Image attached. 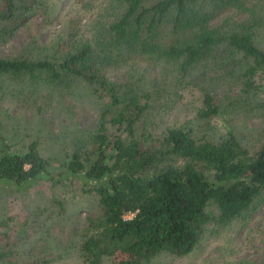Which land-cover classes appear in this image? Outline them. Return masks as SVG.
Listing matches in <instances>:
<instances>
[{"label":"trees","instance_id":"obj_1","mask_svg":"<svg viewBox=\"0 0 264 264\" xmlns=\"http://www.w3.org/2000/svg\"><path fill=\"white\" fill-rule=\"evenodd\" d=\"M24 1L0 0V40L11 34L7 27L18 13L28 9ZM251 1L109 0L92 22L90 39L71 35L74 41L65 49L49 47L38 58L0 56V99L6 95L3 83L10 80L29 89L25 98L31 103L42 87L50 92L48 100L79 96L75 90L85 87L103 102L97 131L74 141L63 166L65 175L82 180L85 193L98 198L79 247L82 264H150L162 255L184 257L210 224L229 225L264 205V145L253 153L231 130L219 140L200 138L187 126L166 127L158 135L141 126L154 107L158 81L153 82L158 90L148 92L146 72L138 76L133 66L129 84L107 76L108 67L126 65L129 58L159 60L171 66L163 78L173 86L193 79L211 61L234 64L231 72L247 97L264 95V49L256 41L264 30L258 15L264 0L249 6ZM224 6L248 17H228L213 27L216 7ZM254 103L264 106V97ZM203 104L200 116L218 117L221 110L210 93ZM1 138V187L25 192L48 179L51 164L39 141L13 151Z\"/></svg>","mask_w":264,"mask_h":264},{"label":"rangeland","instance_id":"obj_2","mask_svg":"<svg viewBox=\"0 0 264 264\" xmlns=\"http://www.w3.org/2000/svg\"><path fill=\"white\" fill-rule=\"evenodd\" d=\"M24 2L28 9L18 13L7 27L11 34L0 40L1 57L38 58L49 47L62 50L74 40L90 39L92 22L109 4V0ZM210 8L214 10L213 4ZM215 11L213 27L228 17H248L235 13L232 6L216 7ZM258 15L264 19V3ZM256 41L264 49V30ZM132 66L138 76L146 72L148 92L158 90L153 84L158 81L154 107L146 113L142 127L148 125L159 135L166 127L187 126L200 138L216 140L226 137L231 130L253 153L264 145V106L254 103L264 95L247 97L237 74L231 72L234 64L210 61L198 68L193 79H183L182 84L177 82L173 86H167L163 78L171 66L159 60L144 63L129 58L126 65L108 67L107 76L120 84H129ZM3 84L6 95L0 99L1 141L13 151H25L32 141H39L41 154L50 161L51 170L48 179L38 181L25 192L0 186V264H82L79 247L86 234V220L97 211L98 198L85 193L82 180L65 175L63 166L68 154L74 152V141L97 131L103 102L91 96L85 87L75 90L79 96L66 95L63 100L55 96L48 100L50 92L42 87L35 93L37 100L31 103L25 98L29 89L10 80ZM206 92L221 110L218 117L203 118L199 114L205 107ZM240 108L242 111L232 113ZM150 264H264V205L229 225L210 224L191 254L162 255Z\"/></svg>","mask_w":264,"mask_h":264}]
</instances>
